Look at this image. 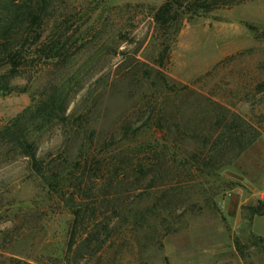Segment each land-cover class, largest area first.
Masks as SVG:
<instances>
[{
	"label": "rangeland",
	"instance_id": "rangeland-1",
	"mask_svg": "<svg viewBox=\"0 0 264 264\" xmlns=\"http://www.w3.org/2000/svg\"><path fill=\"white\" fill-rule=\"evenodd\" d=\"M166 1L66 0L70 59L0 66V264H210L226 244L264 264L248 210L264 199V0H169L156 22ZM61 90L62 118L44 105ZM233 113L257 137L219 156L205 142ZM24 134L57 178L35 172ZM113 192L116 211L88 222L106 227L98 248L70 205Z\"/></svg>",
	"mask_w": 264,
	"mask_h": 264
},
{
	"label": "trees",
	"instance_id": "trees-1",
	"mask_svg": "<svg viewBox=\"0 0 264 264\" xmlns=\"http://www.w3.org/2000/svg\"><path fill=\"white\" fill-rule=\"evenodd\" d=\"M181 2L183 3L184 1ZM65 3L66 0H0V66H7L8 76L22 75L26 71L29 59L36 57L43 58L44 64L46 65L64 63L70 59L71 54H73V47L80 36H75L76 28L71 29L70 23L73 21V17L69 9H67L69 7L67 4L62 7V4ZM168 11L169 0L162 4L156 11L154 20L156 22L165 21V15ZM260 35L264 36V30ZM161 80L164 82V77H161ZM1 88L8 92H22L25 90V87L9 84V80L1 83ZM56 93H52L44 104L50 107L49 111L52 115H57L56 110L60 109L64 101L63 91L61 90ZM57 116L61 117L59 114ZM216 126L219 130L213 139L211 135L208 136L205 146L209 144V150H216L219 156L222 155V152L231 148L237 147L241 151L253 143L257 137L256 129L248 126V124L234 113L228 118L224 116L218 121ZM16 133L20 134L18 129ZM246 133H248V137L244 138V134ZM15 137L22 150L31 159L33 169L36 173L43 176L44 174H49L53 177L52 180L59 176L57 172L52 171L49 165L43 166L42 162L36 158L35 145L32 140L26 137V134ZM80 158L81 156L78 160ZM63 162L70 163L66 156ZM60 165H62V162L58 161L54 166L57 167ZM118 169L120 167H114V170L110 172L109 187L116 188L117 184H114L113 179L117 178ZM58 184L59 181L55 183V185ZM80 184L79 180L74 186L79 188ZM115 193L113 192V195L105 199L106 204L103 201L96 203L98 201L100 202V200L98 197H95L93 199L94 201L80 200L76 203L72 202L70 205L74 216L72 228L76 230L77 227H80L82 232H88L89 240L95 241L98 248H101L103 244L98 236L101 235V231L106 227H104L105 225L98 227L96 224L94 227L95 231L92 233L88 229V222L94 220L92 217L96 216V213L100 212L104 214L109 210L116 211L119 196ZM106 194L109 193L107 192ZM248 210L250 212V218L256 214H264V199H258L256 204L249 207ZM148 211L149 209L147 208L142 211L140 218L142 219L143 214H146ZM86 216H88V219H86ZM257 237L262 239L259 236Z\"/></svg>",
	"mask_w": 264,
	"mask_h": 264
},
{
	"label": "crops",
	"instance_id": "crops-1",
	"mask_svg": "<svg viewBox=\"0 0 264 264\" xmlns=\"http://www.w3.org/2000/svg\"><path fill=\"white\" fill-rule=\"evenodd\" d=\"M252 196H257L258 198H263L264 190L260 191L259 193L254 191V193H252ZM239 204H241V203L239 202ZM237 213H238V211L236 210L235 214L237 215ZM249 225H250V229H251L253 234L264 239V214H262V215L256 214V215L251 216ZM225 247H226L227 251L230 249L229 251L231 253L229 255H227L226 257L217 258L216 260H214L210 264H245V262L241 258L233 256V253H232L233 247H230V244L229 245L226 244ZM218 250H220V249H218ZM201 264H204V263H201Z\"/></svg>",
	"mask_w": 264,
	"mask_h": 264
}]
</instances>
